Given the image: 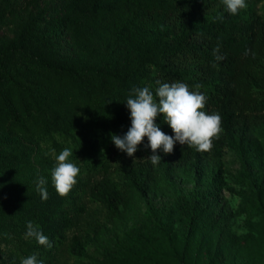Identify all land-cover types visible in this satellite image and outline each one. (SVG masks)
Instances as JSON below:
<instances>
[{"label":"trees","instance_id":"1","mask_svg":"<svg viewBox=\"0 0 264 264\" xmlns=\"http://www.w3.org/2000/svg\"><path fill=\"white\" fill-rule=\"evenodd\" d=\"M157 80L201 85L203 111L222 118L211 151L177 143L153 166L147 137L134 157L115 147L132 89L154 92ZM64 148L80 174L61 197L51 170ZM28 221L50 248L25 238ZM33 254L264 264V15H231L222 0H0V264Z\"/></svg>","mask_w":264,"mask_h":264},{"label":"clouds","instance_id":"2","mask_svg":"<svg viewBox=\"0 0 264 264\" xmlns=\"http://www.w3.org/2000/svg\"><path fill=\"white\" fill-rule=\"evenodd\" d=\"M222 4L231 15H236L247 7L246 0H222ZM218 19L222 20L223 16ZM213 54L218 61L224 59L218 54V49H214ZM244 54L248 55L249 50ZM156 84L158 86L154 92L149 86L132 89L126 100L131 126L122 136L112 134L111 140L115 147L127 156L134 157L138 146L147 137L148 143L145 148L151 149L147 159L153 166L161 162L160 153L172 154L177 143L195 148L198 152L211 151L213 141L219 139L223 131L222 118L219 113L209 114L203 111L207 98L199 91L201 85L197 84L194 86L195 90H191L186 83L179 81L169 83L157 80ZM161 116L174 135L164 133L156 123V119ZM72 155L71 149L64 148L54 156L55 164L51 170V180L61 197L70 192L80 174V168L69 159ZM45 185L44 178L37 180V191L43 200L48 199ZM25 238L35 240L41 246L49 248L52 246L39 225L32 221L26 223ZM20 264H43V261L38 260L33 254L22 258Z\"/></svg>","mask_w":264,"mask_h":264},{"label":"rangeland","instance_id":"3","mask_svg":"<svg viewBox=\"0 0 264 264\" xmlns=\"http://www.w3.org/2000/svg\"><path fill=\"white\" fill-rule=\"evenodd\" d=\"M247 7H252L257 13L264 15V0H246ZM227 166L231 171H235L239 164L235 158V155L231 152L227 153L226 157ZM97 205L94 203H90L89 209L93 212H97Z\"/></svg>","mask_w":264,"mask_h":264}]
</instances>
